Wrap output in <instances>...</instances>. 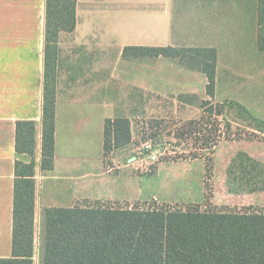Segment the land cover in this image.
Instances as JSON below:
<instances>
[{"label": "crops", "instance_id": "0c3cea01", "mask_svg": "<svg viewBox=\"0 0 264 264\" xmlns=\"http://www.w3.org/2000/svg\"><path fill=\"white\" fill-rule=\"evenodd\" d=\"M88 2L77 0L75 30L59 38L53 169L42 171L45 0H0L1 259L11 258L16 122L35 125V236L45 209L144 201L139 177L125 162L133 152V120L156 115L154 100H169L172 110L205 101L237 103L264 121L257 0H111L114 9L102 17L100 33L93 29ZM126 47L214 49L213 98L206 94L199 60L125 58ZM114 118L129 120L131 142L104 160L103 122ZM94 141L100 150L96 164L87 157ZM72 148L78 155H69Z\"/></svg>", "mask_w": 264, "mask_h": 264}, {"label": "trees", "instance_id": "16d2710c", "mask_svg": "<svg viewBox=\"0 0 264 264\" xmlns=\"http://www.w3.org/2000/svg\"><path fill=\"white\" fill-rule=\"evenodd\" d=\"M257 49L264 52V0H257ZM77 0H45L44 72L41 118L40 167L53 169L55 88L60 35L76 26ZM125 58L197 59L205 75L206 94L215 89L214 49L126 47ZM202 102V109L209 105ZM229 109L255 119L244 107ZM217 104V116L222 112ZM212 109L203 110L204 115ZM203 115V116H204ZM199 121L186 124L201 128ZM219 130H217L218 132ZM34 134L32 121L15 123L11 258L0 264H33L34 252ZM103 159L131 142L130 122L125 118L103 122ZM26 156L28 161L19 159ZM130 205V204H129ZM82 201L69 209H45L41 226L40 264H264V212L227 215L200 213L198 209L168 211L139 209Z\"/></svg>", "mask_w": 264, "mask_h": 264}, {"label": "rangeland", "instance_id": "374dc122", "mask_svg": "<svg viewBox=\"0 0 264 264\" xmlns=\"http://www.w3.org/2000/svg\"><path fill=\"white\" fill-rule=\"evenodd\" d=\"M88 1L93 29L100 33L102 17L112 13L114 5L111 0ZM154 101L156 115H140L133 120L131 149L134 152L143 140L150 138L164 155L153 167L131 171L139 177L136 186L144 200L137 206L144 210L198 209L203 214L218 215L263 213L264 126L229 109L226 101L209 104L205 109L202 102H197L196 108L183 110L179 107L172 110L169 100ZM217 104H223L220 116ZM210 108L211 113L204 115L203 110ZM190 121H199L201 128L189 129L186 124ZM92 143L87 157L96 164L100 150L95 141ZM75 149H71L70 156L78 155ZM34 240L33 264H40L39 226Z\"/></svg>", "mask_w": 264, "mask_h": 264}, {"label": "built area", "instance_id": "2783aa9c", "mask_svg": "<svg viewBox=\"0 0 264 264\" xmlns=\"http://www.w3.org/2000/svg\"><path fill=\"white\" fill-rule=\"evenodd\" d=\"M160 149L158 144H154L150 138H147L134 150L131 157L125 162V165L132 170L153 167L159 163L160 157L164 155V153H160ZM132 207V205H129L128 209ZM139 209L142 208L139 207Z\"/></svg>", "mask_w": 264, "mask_h": 264}]
</instances>
